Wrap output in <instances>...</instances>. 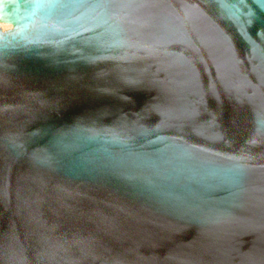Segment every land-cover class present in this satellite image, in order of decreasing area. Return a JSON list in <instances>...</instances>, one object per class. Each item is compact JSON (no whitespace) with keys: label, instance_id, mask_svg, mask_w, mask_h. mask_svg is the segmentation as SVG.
Wrapping results in <instances>:
<instances>
[{"label":"water","instance_id":"1","mask_svg":"<svg viewBox=\"0 0 264 264\" xmlns=\"http://www.w3.org/2000/svg\"><path fill=\"white\" fill-rule=\"evenodd\" d=\"M0 9V264H264V0Z\"/></svg>","mask_w":264,"mask_h":264},{"label":"snow or ice","instance_id":"2","mask_svg":"<svg viewBox=\"0 0 264 264\" xmlns=\"http://www.w3.org/2000/svg\"><path fill=\"white\" fill-rule=\"evenodd\" d=\"M17 2H18V0H17ZM4 8H7L8 10H11L10 6L7 5V4L4 5ZM0 10H3V9H0Z\"/></svg>","mask_w":264,"mask_h":264}]
</instances>
